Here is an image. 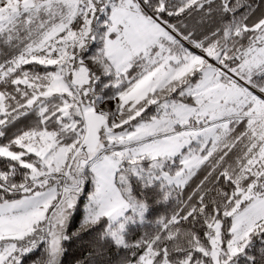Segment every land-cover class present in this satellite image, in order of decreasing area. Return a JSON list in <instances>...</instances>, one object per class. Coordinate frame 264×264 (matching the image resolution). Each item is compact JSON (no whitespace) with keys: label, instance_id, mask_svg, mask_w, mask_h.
<instances>
[{"label":"snow or ice","instance_id":"obj_1","mask_svg":"<svg viewBox=\"0 0 264 264\" xmlns=\"http://www.w3.org/2000/svg\"><path fill=\"white\" fill-rule=\"evenodd\" d=\"M264 264V0H0V264Z\"/></svg>","mask_w":264,"mask_h":264},{"label":"trees","instance_id":"obj_2","mask_svg":"<svg viewBox=\"0 0 264 264\" xmlns=\"http://www.w3.org/2000/svg\"><path fill=\"white\" fill-rule=\"evenodd\" d=\"M77 248H78V245H77V246H74V247L72 248L71 253L69 254V256H68V257L66 258V260H65V264H72V255H73L74 253H76Z\"/></svg>","mask_w":264,"mask_h":264}]
</instances>
